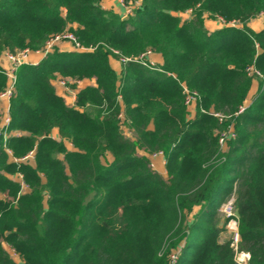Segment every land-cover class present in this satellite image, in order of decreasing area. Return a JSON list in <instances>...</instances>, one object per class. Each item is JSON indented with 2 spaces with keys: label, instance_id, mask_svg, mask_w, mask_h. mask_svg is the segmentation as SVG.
<instances>
[{
  "label": "trees",
  "instance_id": "obj_1",
  "mask_svg": "<svg viewBox=\"0 0 264 264\" xmlns=\"http://www.w3.org/2000/svg\"><path fill=\"white\" fill-rule=\"evenodd\" d=\"M133 1L123 19L100 0H0V55L40 50L65 30L82 48L54 46L16 71L10 154L0 147V264H238L236 250L264 264V80L236 114L254 80L247 67L264 75V29L247 26L264 0ZM206 17L240 26L209 31ZM147 52L161 64L144 65ZM110 59H125L119 72ZM57 77L94 85L68 106ZM7 84L0 67V93ZM183 86L198 97L191 118ZM158 151L166 178L140 153ZM233 194L236 243L219 216Z\"/></svg>",
  "mask_w": 264,
  "mask_h": 264
},
{
  "label": "built area",
  "instance_id": "obj_2",
  "mask_svg": "<svg viewBox=\"0 0 264 264\" xmlns=\"http://www.w3.org/2000/svg\"><path fill=\"white\" fill-rule=\"evenodd\" d=\"M118 2L124 8L126 15L131 13V9L128 6H126V0H118ZM214 20L217 21L218 23H220L221 26L222 25H228V26H232V27L240 26V24L234 20L229 21V22H225L221 18H215ZM60 41H68L73 45L74 49L82 50V48L78 45L75 36L71 32H68L67 30H65V31H63L57 35L52 36L50 39H48V41H46L45 45L40 50H37V52H40L41 54H43V56H45V54L52 51L55 44L57 42H60ZM31 52L32 51H30L29 49H23V50H18L15 52H8L7 51L4 53L6 62L8 63V66L6 68H4V71H5L6 75L8 76V84L6 86V89L0 93V102L4 101V100L9 102V97L13 91V84L15 82L16 71L23 64H32L29 62V56H30ZM149 54L150 53L147 52L144 55H145V57H147V55H149ZM141 57L138 58V60L139 59L141 60ZM134 60L137 61V58H135ZM118 61L122 62V61H125V59H119ZM143 64L146 66H149V67H155V64L150 62V61H148L147 63L143 62ZM246 72L250 77H253L255 80L256 79L264 80V75H262L258 71H256L253 66L247 67ZM58 82H59V85L63 89V96L66 97V99L68 100L67 105L68 106H74L77 89H74V88H71L68 86V83H73V82H71V81L68 82L67 79H62L59 77H58ZM79 82H76V83L74 82V83L77 84ZM183 90H184V93L186 94L185 105L188 108L194 107L197 100H198L197 94L195 92H191V91L187 90L184 86H183ZM250 102H251V100H249L248 102L245 101L244 104L239 107L236 114L242 113L246 109V107L250 104ZM213 115L220 116L219 114H216V113H214ZM9 122H10V119H9V114H8V105L5 108H1V106H0V147H2L3 150L6 151V153H8V154H10V150L7 148L6 145H7V140L9 138V135H10V132H8ZM231 137H234V132H233L232 126L230 125L226 131H224L223 133L220 134L219 139H218V143H219L220 149L222 151H224L226 149V146H227L226 141ZM148 156L150 158L162 156V159L164 161L163 153L161 151L152 153ZM28 158L31 159L32 154H29L24 159H28ZM19 177H21V176L19 175ZM233 240H234V243L237 242V240H238V234L237 233L234 234ZM2 244H3V247L8 246L5 243H2ZM9 250L14 255H17V253L13 249H11L10 247H9ZM235 250H236V247H235ZM17 258H18V255H17ZM172 258L175 259V256H173ZM248 260H249V254L248 253H246V252H239L238 253L236 250V261L238 264H248Z\"/></svg>",
  "mask_w": 264,
  "mask_h": 264
},
{
  "label": "crops",
  "instance_id": "obj_3",
  "mask_svg": "<svg viewBox=\"0 0 264 264\" xmlns=\"http://www.w3.org/2000/svg\"><path fill=\"white\" fill-rule=\"evenodd\" d=\"M100 5L103 9L112 11V12L120 15L122 18L127 17V15L125 14L124 8L121 6V4L118 2V0H100ZM204 24H205V27L209 31H213V30L221 27L220 23H218L217 21L212 20V19L207 20V18H204ZM247 26H249L252 30H255V31H259L261 29H264V16H257L256 18L250 20L247 23ZM72 27H75V25H72ZM55 47L59 51H64V52L74 50L73 45L68 41L57 42L55 44ZM43 57H44L43 54H41L40 52L32 51L30 53V56H29V62L32 64H36ZM146 58L148 61L154 63L155 65L161 64V62H162V57L158 53H150L149 55H147ZM110 65L116 72H119V70H120V62L119 61L116 60V62H115L114 60L110 59ZM7 66H8V63L6 62L4 53H2V55H0V67H2L4 69ZM51 84L53 85L56 94L63 97L65 103L67 104L68 100L66 99V97L63 96V89L59 85L58 77L56 79L51 80ZM257 84H258L257 80H255V79L252 80V85L250 87V90H249L248 95H247L246 100H245L246 102H248V99L250 98L251 95H252V97L250 100H252V98L254 97L255 92L257 90ZM87 85H94L93 79L80 81L79 83L76 84V89L79 90L81 88H84ZM7 105H8V101H6V100L0 102L1 108H5ZM189 110H190L189 117L191 118L194 115V107H190ZM15 133H17V132H12V134H15ZM50 135L53 138H58L57 130L52 129ZM140 153L147 156L146 153H143V152H140ZM160 165H162V163H160ZM16 176H18L20 181H18ZM12 179H14L18 182H21V177H19L18 174L13 176Z\"/></svg>",
  "mask_w": 264,
  "mask_h": 264
},
{
  "label": "rangeland",
  "instance_id": "obj_4",
  "mask_svg": "<svg viewBox=\"0 0 264 264\" xmlns=\"http://www.w3.org/2000/svg\"><path fill=\"white\" fill-rule=\"evenodd\" d=\"M138 2V1H137ZM135 2L133 0H126V6H128L131 10L132 8H134ZM180 17L182 19H185L188 17L189 12H185L182 14H179ZM207 20H210L212 18L210 17H206ZM214 20V19H212ZM116 62L115 59H112ZM118 61V60H117ZM252 95L250 96V98L248 99V101L251 99ZM121 131L123 133L124 136H130L129 133H127V129L126 126L122 123L121 125ZM70 148V146H68ZM147 158L150 161L151 167L153 170H155L156 172H158L162 177L166 178V172H165V160L163 161L162 156H158V157H149L147 155ZM32 159V158H31ZM31 159L28 158L29 162H31ZM105 162H109L110 161V155L107 154L105 156V159L103 160ZM159 161V162H158ZM160 163H162V165H160ZM16 178L18 179V181H20V179L18 178V176H16ZM233 202H234V194L230 195L228 197V199L226 200V202H224L219 209V216H221V218L225 217L227 218V222H226V227H225V231L223 232L222 236L223 237H227V236H231L232 238L234 237V234L237 233L238 234V223H237V219L234 213V209H233ZM197 210V208H194L193 212H195ZM189 218L191 219V215L189 216ZM190 223V222H189ZM223 223L222 220H220V225ZM5 250L9 253V255L11 256V258L16 261L19 262L17 255H14L10 250L8 246H4ZM238 252V251H237ZM239 253V252H238Z\"/></svg>",
  "mask_w": 264,
  "mask_h": 264
},
{
  "label": "water",
  "instance_id": "obj_5",
  "mask_svg": "<svg viewBox=\"0 0 264 264\" xmlns=\"http://www.w3.org/2000/svg\"><path fill=\"white\" fill-rule=\"evenodd\" d=\"M123 19H126V17H124Z\"/></svg>",
  "mask_w": 264,
  "mask_h": 264
}]
</instances>
